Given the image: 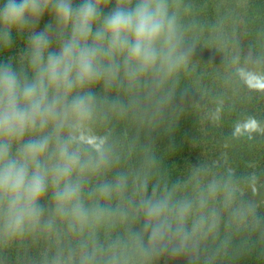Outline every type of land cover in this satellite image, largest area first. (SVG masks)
<instances>
[{"label": "trees", "instance_id": "16d2710c", "mask_svg": "<svg viewBox=\"0 0 264 264\" xmlns=\"http://www.w3.org/2000/svg\"><path fill=\"white\" fill-rule=\"evenodd\" d=\"M168 2L178 14L185 44L195 46L188 69L162 88L148 78L132 92L105 91L101 85L92 89L107 101L98 106L91 130L107 137L111 163L89 177L83 200L86 207L98 204L111 215L83 230L70 229L69 221L56 214L49 188L39 202L44 213L37 226L10 239L0 230V264H85L86 257L87 264H264V201L256 205L264 195V136L251 141L231 136L236 121L247 116L264 123V94L249 92L232 64L236 55L242 62L249 53H264V0ZM115 3L109 0L103 11H111ZM54 22L53 14L45 12L34 31ZM28 35V30H13L7 48L0 41V64L10 62L30 76ZM229 169L238 190L231 202L225 190L210 205L217 210L218 226L198 235L182 253L145 257L135 239L144 225L141 198L155 189L157 196L172 192L174 200H195L209 180H227ZM251 173L259 178L255 195L247 183ZM120 178L126 181L121 194L110 200L93 195L99 184H115ZM142 234L146 246L147 233Z\"/></svg>", "mask_w": 264, "mask_h": 264}, {"label": "clouds", "instance_id": "9594fccd", "mask_svg": "<svg viewBox=\"0 0 264 264\" xmlns=\"http://www.w3.org/2000/svg\"><path fill=\"white\" fill-rule=\"evenodd\" d=\"M108 3L5 0L0 5V41L10 47L13 30H28L25 59L31 71L29 76L10 62L0 64V230L6 238L40 223L44 209L39 202L49 188L56 214L69 221L70 229L83 230L111 215L98 204L86 207L83 200L89 177L111 163L107 137L91 130L98 106L107 103L93 87L132 92L152 78L162 88L188 69L195 46L185 44L178 14L170 11L168 0H116L105 13ZM45 12L53 14L55 26L34 31ZM232 64L249 92L264 94V53H249L242 62L236 55ZM111 105L115 109L118 102ZM119 110L123 113L122 105ZM231 136L249 141L264 136V123L247 116L236 121ZM234 180L229 169L227 180H209L195 200H174L172 192L157 196L155 189L152 196L142 197L139 209L144 225L135 236L142 254H179L198 235L213 231L219 221L210 205L225 190L231 202L238 190ZM258 182L256 173L247 177L254 195ZM125 186L123 178L115 184L101 183L93 195L110 200ZM142 233H147L146 246Z\"/></svg>", "mask_w": 264, "mask_h": 264}, {"label": "rangeland", "instance_id": "374dc122", "mask_svg": "<svg viewBox=\"0 0 264 264\" xmlns=\"http://www.w3.org/2000/svg\"><path fill=\"white\" fill-rule=\"evenodd\" d=\"M49 25L55 26V22L42 26V30L44 31L46 26H49ZM263 201H264V195L256 200V205H261Z\"/></svg>", "mask_w": 264, "mask_h": 264}]
</instances>
